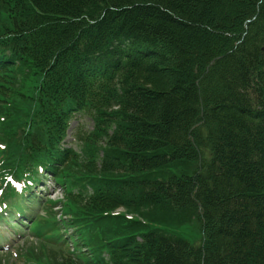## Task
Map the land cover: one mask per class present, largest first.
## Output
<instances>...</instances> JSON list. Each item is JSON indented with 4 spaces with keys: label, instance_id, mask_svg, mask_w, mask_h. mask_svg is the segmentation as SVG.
<instances>
[{
    "label": "trees",
    "instance_id": "trees-1",
    "mask_svg": "<svg viewBox=\"0 0 264 264\" xmlns=\"http://www.w3.org/2000/svg\"><path fill=\"white\" fill-rule=\"evenodd\" d=\"M0 13V211L41 166L66 182L87 249L56 242L58 202L43 216L23 189L15 207L40 242L26 255L264 264V0H0ZM78 116L94 131L73 156L60 142Z\"/></svg>",
    "mask_w": 264,
    "mask_h": 264
},
{
    "label": "rangeland",
    "instance_id": "rangeland-1",
    "mask_svg": "<svg viewBox=\"0 0 264 264\" xmlns=\"http://www.w3.org/2000/svg\"><path fill=\"white\" fill-rule=\"evenodd\" d=\"M0 18H3V14L0 13ZM208 75L207 73H205ZM2 113H0V141L1 144H4L3 141L4 138H6L5 132L7 130H10L9 127H7L6 123L2 120ZM22 127H26L24 122H22ZM96 129V128H95ZM98 129V128H97ZM91 131H94V122L88 118L79 116L72 121L71 129L69 131V136L67 138V146L72 145L74 148V151L80 155L81 153V147L82 143L80 141V138L86 136V134H89ZM103 144V143H101ZM103 147V146H101ZM82 165L84 163L75 162L71 168L76 169H82ZM27 194H29V188L26 190ZM36 193L38 198H54L56 201L62 202L66 198V192L63 189V187L59 184H56L55 181L51 177L43 176L41 181L38 183L37 186L33 187V194ZM74 194L77 193L75 190L73 192ZM34 197V195L32 196ZM31 197L30 200L33 198ZM18 194L15 190V194L12 197V200L10 201L8 206V209H5L4 211H0V264H7L6 261H10L13 264H24V256L26 254V250H28L29 247H31L34 244L39 245V240L37 239V235L32 234L29 232V226L31 223L27 224L25 221H23L22 218L23 214L18 213V209L15 207V204L17 203ZM38 201V200H37ZM33 210L39 212L41 215H45V210L43 205H41V201L39 200L38 205H33ZM24 207L31 208L29 205H26V202L23 204ZM59 206L61 204L59 203ZM61 208H57L56 210H60ZM61 212V211H59ZM117 212H125L124 210H119ZM26 214V213H24ZM61 215L63 213H60ZM1 215L4 216V218L1 217ZM61 215H58V218H61ZM67 219H70V215H66ZM18 222L20 224H26L23 229H21L18 225ZM198 232V231H197ZM62 239L59 238V232H54V236L57 239L56 242L62 241L61 244L66 246V249L70 252H73L75 257L77 256L78 250L76 248V243H71L70 234L74 235L73 229L71 226H66L61 231ZM185 235H190V231L185 230ZM199 237L196 238V241L198 242ZM73 246V247H71ZM35 248V247H34ZM33 248V250H34ZM65 249V247H64ZM83 251V249H81ZM90 252V251H89ZM6 258V261H5ZM44 261L48 264H59L61 261V256L56 254V259L50 254V252H47V257L44 259Z\"/></svg>",
    "mask_w": 264,
    "mask_h": 264
},
{
    "label": "water",
    "instance_id": "water-1",
    "mask_svg": "<svg viewBox=\"0 0 264 264\" xmlns=\"http://www.w3.org/2000/svg\"><path fill=\"white\" fill-rule=\"evenodd\" d=\"M213 63V62H212ZM211 63V64H212ZM211 64L207 67V70H209V68H210V66H211ZM202 124V122L201 123H199L198 125H201Z\"/></svg>",
    "mask_w": 264,
    "mask_h": 264
}]
</instances>
